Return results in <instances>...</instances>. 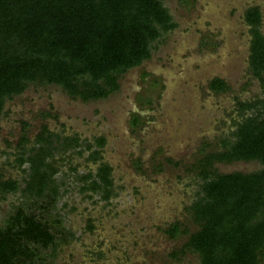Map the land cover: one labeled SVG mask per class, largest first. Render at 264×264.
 <instances>
[{
    "label": "rangeland",
    "instance_id": "obj_1",
    "mask_svg": "<svg viewBox=\"0 0 264 264\" xmlns=\"http://www.w3.org/2000/svg\"><path fill=\"white\" fill-rule=\"evenodd\" d=\"M163 2L177 26L161 38L150 58L120 77L118 90L107 98L84 102L55 85H30L5 104L0 165L21 186L23 173L5 164L12 159L21 121L30 124L31 139L42 124L89 142L105 137L101 156L112 167L114 189L108 202L78 190L76 175L95 169L84 159L86 152H71L59 164V196L51 214L71 236L53 257L44 252L50 264H198L195 254L174 255L196 229L186 210L197 190L192 167L206 152L218 150L220 137L234 129L237 100L261 96L248 70L250 34L243 13L249 6L260 8L264 35V0ZM213 77L223 79L228 89L210 90ZM45 111L52 115L42 118ZM134 113L139 115L136 124ZM214 167L219 173L250 172L260 165L233 161ZM20 201L19 193L0 201V222ZM176 221L186 232L172 238L165 230Z\"/></svg>",
    "mask_w": 264,
    "mask_h": 264
},
{
    "label": "trees",
    "instance_id": "obj_2",
    "mask_svg": "<svg viewBox=\"0 0 264 264\" xmlns=\"http://www.w3.org/2000/svg\"><path fill=\"white\" fill-rule=\"evenodd\" d=\"M187 0H180L186 3ZM243 19L250 34L248 70L261 96L237 100L234 129L220 137L218 150L206 152L193 164L197 178L194 199L186 210L196 229L174 251L195 254L198 264H264V35L258 6H249ZM177 26L163 0H0V119L5 104L30 85L59 87L81 101L102 100L119 88L129 69L150 58L161 38ZM215 93L228 89L213 77ZM52 114L41 112L42 118ZM134 113L132 123L138 122ZM6 158L16 166L22 183L5 176L0 165V201L10 194L21 201L0 222V264H50L71 234L51 211L59 196L55 176L59 164L74 152L95 164L76 175L79 192L108 202L114 194L111 165L102 160L103 135L81 140L42 124L33 139L30 124ZM30 145V146H28ZM170 161L171 159H167ZM256 161L250 172L219 173L215 163ZM71 171L76 167L69 165ZM89 192V193H88ZM88 228H92L90 224ZM174 238L185 233L178 221L166 228ZM68 235V236H67ZM49 253L44 255V252Z\"/></svg>",
    "mask_w": 264,
    "mask_h": 264
}]
</instances>
